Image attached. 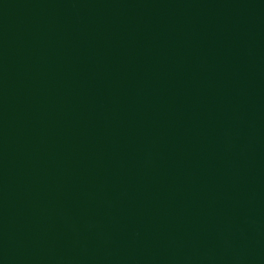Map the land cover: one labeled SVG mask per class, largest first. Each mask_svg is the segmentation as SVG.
I'll use <instances>...</instances> for the list:
<instances>
[{"label":"water","instance_id":"obj_1","mask_svg":"<svg viewBox=\"0 0 264 264\" xmlns=\"http://www.w3.org/2000/svg\"><path fill=\"white\" fill-rule=\"evenodd\" d=\"M0 264H264V0H0Z\"/></svg>","mask_w":264,"mask_h":264}]
</instances>
